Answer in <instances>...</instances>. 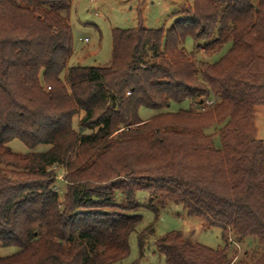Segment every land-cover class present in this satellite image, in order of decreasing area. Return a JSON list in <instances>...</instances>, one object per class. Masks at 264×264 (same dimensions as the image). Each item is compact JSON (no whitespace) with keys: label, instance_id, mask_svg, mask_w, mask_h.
Masks as SVG:
<instances>
[{"label":"trees","instance_id":"obj_1","mask_svg":"<svg viewBox=\"0 0 264 264\" xmlns=\"http://www.w3.org/2000/svg\"><path fill=\"white\" fill-rule=\"evenodd\" d=\"M71 4L0 0V246L17 248L0 264H120L142 222L125 214L138 192L155 215L180 206L187 219L221 229L217 249L179 231L157 239L163 264H230L229 239L248 238L263 252L235 264H264V144L255 127L264 0H192L189 17L166 32L113 29L110 60L95 67L68 66ZM187 39L209 40L197 50L229 48L196 64L181 47ZM186 101L187 110L139 118L141 108ZM13 140L49 149L17 154Z\"/></svg>","mask_w":264,"mask_h":264},{"label":"rangeland","instance_id":"obj_2","mask_svg":"<svg viewBox=\"0 0 264 264\" xmlns=\"http://www.w3.org/2000/svg\"><path fill=\"white\" fill-rule=\"evenodd\" d=\"M191 5L192 0H72L68 21L73 40V55L68 66L95 67L106 65L111 57V33L113 29H134L141 24L146 29H160L166 32L177 20L189 17L185 12ZM79 39H87V42L79 41ZM208 42L207 39L198 41L187 39L181 47L188 55L187 57L195 61L196 64L198 62L212 64L226 53L229 45L213 53L212 51L217 49V46L213 49L201 48L197 50V47L204 46ZM192 52L196 53L195 58L190 56ZM208 105L205 102L203 107H209ZM190 107L191 102L186 101L179 104L172 102L162 110L141 108L139 118L148 120L156 114L175 113ZM77 120L78 118H76L74 126H76ZM255 127L257 138L262 140L264 144V106L256 108ZM206 133L208 134V131ZM215 145L219 146L217 137L215 138ZM8 147L12 152L22 155L43 153L49 149L46 145H39L30 150L19 140L11 141ZM58 174L60 176L62 170ZM56 189L60 200H62L65 192L63 179L58 178L56 180ZM147 201L148 196L143 192H138L134 200L136 208L125 211L128 216L140 215L142 222L130 235L128 241L129 255L120 264H163L164 257L157 252L154 243L157 239L174 231L181 232L183 238L191 244L197 243L210 249L222 247L221 229L209 225L206 219L191 221L187 219L180 206H168L161 210L158 215H155L153 211L144 207ZM118 204H121L120 200H118ZM147 228L151 231L146 230L147 238L143 256H141L138 236ZM236 243L238 245H232L231 248L233 260L230 264H235L238 261L253 263L263 252V247H260L253 238ZM15 252H17V248L0 246L1 256H9Z\"/></svg>","mask_w":264,"mask_h":264},{"label":"built area","instance_id":"obj_3","mask_svg":"<svg viewBox=\"0 0 264 264\" xmlns=\"http://www.w3.org/2000/svg\"><path fill=\"white\" fill-rule=\"evenodd\" d=\"M79 41H84V42H87V39H84V40H81V39H79ZM127 95H129V93H127ZM210 102V103H209ZM206 103H208L209 105L208 106H210L211 104H212V101H206ZM54 170H56L57 171V179L59 178V179H63V172H62V174L59 176V172H60V170L61 169H59V168H57V167H55L54 168ZM229 242L230 243H232V245H238L236 242H234L232 239H229Z\"/></svg>","mask_w":264,"mask_h":264},{"label":"crops","instance_id":"obj_4","mask_svg":"<svg viewBox=\"0 0 264 264\" xmlns=\"http://www.w3.org/2000/svg\"><path fill=\"white\" fill-rule=\"evenodd\" d=\"M72 58V57H71ZM71 60V59H70ZM191 221H195V220H191Z\"/></svg>","mask_w":264,"mask_h":264}]
</instances>
